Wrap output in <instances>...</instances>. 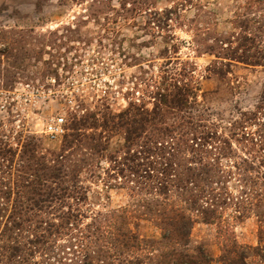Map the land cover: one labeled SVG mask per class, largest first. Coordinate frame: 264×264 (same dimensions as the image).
I'll use <instances>...</instances> for the list:
<instances>
[{"label": "rangeland", "instance_id": "1", "mask_svg": "<svg viewBox=\"0 0 264 264\" xmlns=\"http://www.w3.org/2000/svg\"><path fill=\"white\" fill-rule=\"evenodd\" d=\"M188 185L209 264L264 245V0H0V264L157 253Z\"/></svg>", "mask_w": 264, "mask_h": 264}, {"label": "trees", "instance_id": "2", "mask_svg": "<svg viewBox=\"0 0 264 264\" xmlns=\"http://www.w3.org/2000/svg\"><path fill=\"white\" fill-rule=\"evenodd\" d=\"M195 169L193 166H189L186 169L187 172H183L186 179L188 177L186 175ZM204 172L209 174L208 170ZM207 178H204V180H207ZM198 185L195 184V189ZM188 188H182L187 190L190 196L185 195L186 199H183L184 202L181 206H178L176 209L174 207L172 211L169 210L170 212H166L165 210L158 211L159 219L162 221L165 229L161 239L151 241L153 242L150 244L151 246H155V244L159 245L157 253L149 250L147 253L141 255L136 251V244H139V241H141L139 236L127 230L123 232L121 228L116 226V223L110 224L113 231H115L112 233L116 238L112 243V247L108 246V248L104 249V258L107 264H209L213 255L208 247L203 243L192 245L190 237L194 223L191 212L196 210L198 213L207 214L201 208L206 206H203L199 202V198L197 199L196 196H192L190 188ZM260 209H257L258 215H260ZM123 235L127 239L120 240V236ZM263 235L264 231L262 230L260 238L264 240ZM233 236H228L223 242L222 253L219 258L222 264H264V245L241 244ZM117 241L124 243V246L117 245ZM154 242L156 243L154 244ZM129 245L130 247H128ZM10 248L13 249L12 247ZM142 257L145 258L144 261Z\"/></svg>", "mask_w": 264, "mask_h": 264}, {"label": "built area", "instance_id": "3", "mask_svg": "<svg viewBox=\"0 0 264 264\" xmlns=\"http://www.w3.org/2000/svg\"><path fill=\"white\" fill-rule=\"evenodd\" d=\"M64 117H52L44 123V131L51 137H56L65 132Z\"/></svg>", "mask_w": 264, "mask_h": 264}]
</instances>
